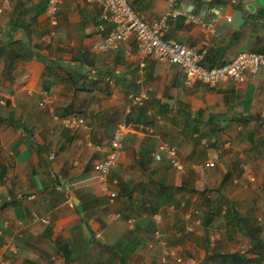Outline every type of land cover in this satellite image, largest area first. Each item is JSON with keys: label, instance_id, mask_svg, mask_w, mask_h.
Returning <instances> with one entry per match:
<instances>
[{"label": "crops", "instance_id": "0c3cea01", "mask_svg": "<svg viewBox=\"0 0 264 264\" xmlns=\"http://www.w3.org/2000/svg\"><path fill=\"white\" fill-rule=\"evenodd\" d=\"M128 1L146 20L190 6L202 23L171 17L165 36L209 42L205 64L264 53V0ZM100 11L60 0L52 23L46 0H10L0 12V254L12 264H230L233 254L264 264V70L210 86L142 56L133 38L98 51L113 28L98 30ZM70 114L88 128L63 127ZM118 128L105 192L93 166Z\"/></svg>", "mask_w": 264, "mask_h": 264}, {"label": "built area", "instance_id": "2783aa9c", "mask_svg": "<svg viewBox=\"0 0 264 264\" xmlns=\"http://www.w3.org/2000/svg\"><path fill=\"white\" fill-rule=\"evenodd\" d=\"M89 1H96L101 7L98 30L103 32L106 25L113 26L112 29L106 32L102 41L95 47L98 51L115 50L122 42L133 38L136 50L142 56H151L159 61H168L178 65L189 81H201L210 86H214L225 79L241 82L248 77H255L259 70H264V53L257 51H241L228 62L207 66L205 65V59L210 47L209 42L201 45H187L173 38L166 37L168 20L171 17L181 16L189 22L195 24L202 23V19L199 16L194 14L193 11H188L185 7H171L168 12L159 17L146 20L132 7L128 0ZM169 1L172 4L176 2V0ZM59 4L60 0H46V12L52 23H56ZM9 5L10 0H3L0 6V12ZM226 20L229 21L230 17H226ZM214 24L215 20L211 19L204 27L209 33H213ZM143 96H137L135 100L140 101ZM61 122L65 128H75L77 126L88 128L85 119L80 115H66L62 118ZM123 137V129L118 128L110 141V149L106 152L104 157L93 166L101 179L100 189L102 191H107L104 179L119 160ZM163 148L164 145H161L160 149ZM167 153L171 164L176 169L183 170L182 164L176 158V148L174 146L168 147ZM217 157V153H214L212 158L207 161V166L213 167ZM156 158L159 159L158 154ZM109 196L113 198L115 193L109 192ZM191 216H194L195 222L200 221L196 213L194 215L193 213H188V217ZM39 218L38 216H34V220ZM41 220L46 222V219ZM189 229H191V227L187 228V230ZM156 234L158 233L156 232ZM168 255L171 257L176 256L174 250H170L164 255L162 261L166 262ZM176 261H180V259L176 258ZM0 264H12V261L0 254Z\"/></svg>", "mask_w": 264, "mask_h": 264}, {"label": "trees", "instance_id": "16d2710c", "mask_svg": "<svg viewBox=\"0 0 264 264\" xmlns=\"http://www.w3.org/2000/svg\"><path fill=\"white\" fill-rule=\"evenodd\" d=\"M212 63H213V64H212ZM221 64H223V63H221ZM205 65L212 66V65H215V64H214V62H211L210 64H205ZM250 237H251V235H250ZM251 239H252V243H253V244L263 243V241L260 240V239H258V238H255V237L253 238V237H251ZM230 264H248V259L245 258V256L242 255V254H233V255L231 256Z\"/></svg>", "mask_w": 264, "mask_h": 264}, {"label": "water", "instance_id": "95a60500", "mask_svg": "<svg viewBox=\"0 0 264 264\" xmlns=\"http://www.w3.org/2000/svg\"><path fill=\"white\" fill-rule=\"evenodd\" d=\"M185 2H186V0H184ZM187 10L188 11H191V7L189 6L188 8H187ZM244 14H245V12L243 11V9L241 10H238V11H236V14L234 15V20H233V23L234 24H236V25H238L237 24V18H240L241 20L244 18ZM73 201L74 202H76V199L75 198H73Z\"/></svg>", "mask_w": 264, "mask_h": 264}]
</instances>
